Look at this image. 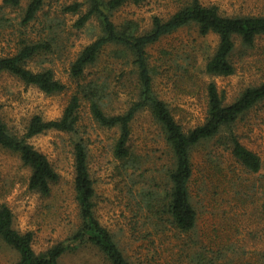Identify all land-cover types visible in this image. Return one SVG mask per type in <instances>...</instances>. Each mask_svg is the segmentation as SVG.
<instances>
[{"label":"rangeland","instance_id":"374dc122","mask_svg":"<svg viewBox=\"0 0 264 264\" xmlns=\"http://www.w3.org/2000/svg\"><path fill=\"white\" fill-rule=\"evenodd\" d=\"M74 1L84 0H48L38 21L27 26L21 24V19L29 0H22L20 8L0 11V56L15 53L21 38L37 40L47 36L41 24L48 17L62 21L53 50L34 56L27 67L33 71L51 68L66 85L64 91L47 94L9 72H0V116L9 130L19 136L26 132L36 114L46 120L60 117L79 82L97 78L105 81L104 107L109 113L124 112L136 99L131 60L117 58L114 45L107 47L99 61L87 69L84 79L70 76L73 60L100 34L95 19L78 29L74 23L79 14L62 12L65 4ZM190 1L130 3L120 8L114 19L117 23L136 19L147 28L154 15L169 17ZM199 1L216 5L227 16L264 14V0ZM218 43L217 34L201 36L195 26H186L148 47L154 89L186 131L205 120L209 82H215L225 93L226 103L233 102L246 88L264 82V36L257 38L253 47L235 37L231 56L235 73L228 76L204 71ZM76 128L74 132L52 129L29 139L59 174L48 195L29 188L31 169L23 164L18 153L0 146V205L6 203L12 209L16 229L34 233L33 248L37 253L67 238L78 226L74 142L82 140L88 149L90 174L96 188V214L133 264H197L198 253L212 264H264V100L233 128L241 142L260 156L262 168L258 172L247 170L216 140L194 149L191 194L198 220L196 228L187 233L162 225L155 209L140 202L142 190L155 188L161 182L159 170L170 151L149 110H141L132 122L130 143L141 156L142 169L131 175L119 168L121 160L113 153L120 129L99 125L86 100L82 101ZM142 172L144 176L140 177ZM17 259V252L0 242V264H12ZM61 264L109 263L97 248L81 247L66 253Z\"/></svg>","mask_w":264,"mask_h":264},{"label":"trees","instance_id":"16d2710c","mask_svg":"<svg viewBox=\"0 0 264 264\" xmlns=\"http://www.w3.org/2000/svg\"><path fill=\"white\" fill-rule=\"evenodd\" d=\"M47 1L29 0L23 9L21 24L27 26L38 21L39 13ZM144 1L84 0L62 7L63 13L79 14L74 27L82 29L92 19L100 27V34L85 45L71 63L70 76L76 80L84 79L87 69L99 61L107 47L114 45L113 54L117 58H128L133 66L131 73L136 80V99L131 101L128 108L122 113L107 112L104 107L107 90L105 81L97 78L85 83L79 82L60 117L46 120L36 114L21 136L11 132L0 116V146L18 153L23 164L31 169L28 183L31 190L44 195L50 194L52 183L59 179V174L48 157L36 149L29 139L52 129L76 131L80 107L82 101L86 100L92 117L99 125L120 129L113 153L121 160L119 168L126 175H131L142 169L141 156L130 143L132 122L141 110L147 109L160 125L170 151L159 170L160 184L156 183L155 188L142 190L143 193H139L142 196L140 202L155 209L162 225L187 233L196 228L198 220L191 194L194 177L193 151L197 146L216 140L228 148L247 170L258 172L262 168L260 156L241 142L233 128L240 118L264 100V82L246 88L231 103L225 102V93L219 90L215 82H209L206 85L205 120L186 131L175 118L168 103L154 89V70L150 64L148 47L183 27L195 26L201 36L214 33L219 38L218 46L207 59L204 71L216 76L232 75L235 73V65L231 59L236 45L235 37L238 36L245 46L253 47L257 38L264 36V14L227 16L221 14L216 5H204L199 0H192L169 17L154 15L147 28H143L136 19H124L120 23L115 21V13L124 5ZM21 4L22 0H2L0 11L20 8ZM84 6L86 10L83 9ZM41 25L48 35L37 40L21 38L15 53L0 56V72H9L47 94L59 93L66 89V85L55 77L51 68L33 71L27 67L28 61L34 56L52 51L60 37L62 21L58 17H48ZM226 130L228 132L225 134ZM88 157L86 144L82 140L74 142V190L79 223L71 235L47 250L37 253L33 248L34 233L16 229L12 209L6 203L0 205V242L18 254V259L12 264H61V258L66 253L81 247L97 248L109 264H133L120 248L113 233L102 224L96 214V188L90 174ZM143 176L142 172L140 177ZM197 264L212 263L198 253Z\"/></svg>","mask_w":264,"mask_h":264}]
</instances>
